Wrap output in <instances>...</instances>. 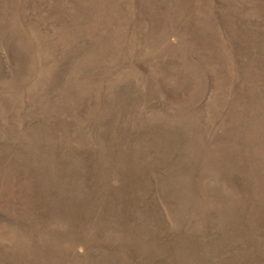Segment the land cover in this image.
Returning <instances> with one entry per match:
<instances>
[{"label":"rangeland","instance_id":"374dc122","mask_svg":"<svg viewBox=\"0 0 264 264\" xmlns=\"http://www.w3.org/2000/svg\"><path fill=\"white\" fill-rule=\"evenodd\" d=\"M0 264H264V0H0Z\"/></svg>","mask_w":264,"mask_h":264}]
</instances>
